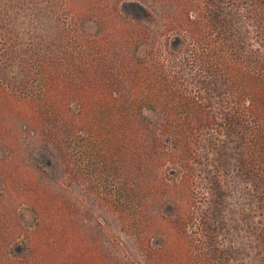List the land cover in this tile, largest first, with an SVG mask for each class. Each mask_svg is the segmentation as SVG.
<instances>
[{
	"label": "trees",
	"instance_id": "trees-1",
	"mask_svg": "<svg viewBox=\"0 0 264 264\" xmlns=\"http://www.w3.org/2000/svg\"><path fill=\"white\" fill-rule=\"evenodd\" d=\"M130 1L0 0V264H116L82 233L80 210L67 191L74 184L116 214L152 264H222L209 245L220 230L201 218L215 222L225 212L236 245L228 252L241 254L242 264H264V213L256 221L225 206L220 191L221 163L231 162L237 179L260 181L264 211V0H240L257 4L247 18L261 28L262 53L245 45L244 53L233 52L190 0H149L173 6L163 17V49L181 36L186 48L178 55L193 56L217 75L218 102L230 113L225 128L237 149L219 150L215 184L206 179L205 209L193 147L203 129L219 125L217 117L210 99L181 80L175 55L159 58L161 44L148 27L121 15ZM85 22L103 27L86 33ZM241 22L234 14L215 27L225 34V26ZM142 40L150 43L147 59L132 55ZM26 140L52 155L61 170L55 184L42 181L25 156ZM23 205L34 216L27 229L16 223Z\"/></svg>",
	"mask_w": 264,
	"mask_h": 264
},
{
	"label": "rangeland",
	"instance_id": "rangeland-1",
	"mask_svg": "<svg viewBox=\"0 0 264 264\" xmlns=\"http://www.w3.org/2000/svg\"><path fill=\"white\" fill-rule=\"evenodd\" d=\"M123 1V0H110L112 4ZM195 6H198L202 9V13L205 14V23L208 25V30L213 33V35L218 36L219 41L227 43L228 46L233 52L238 51L240 53H244L245 51L239 50V47L245 45V49H249L251 51L259 52L261 48L259 47L261 44V40L258 38L260 34L261 28L258 26L257 22L253 19H248V10L257 6L254 1L251 2H241L240 0H190ZM131 7H125L121 12L123 17L128 15L131 22H140L145 27H148V32L151 35L150 37L153 40L159 41L161 44V59H165L169 57L170 53L175 55L176 59V72L182 74V81L186 82V85H189V88L193 90L195 93H200L202 99H210L205 100L206 103L211 104V110L215 113L217 117L218 126H214L212 128L203 129L198 144L193 147V153L195 156L194 166L195 173L197 174L196 181L199 182V190L200 197L202 198V208L205 209L206 205L203 204V197L206 192V188L208 184H210L206 179H210V182H214L215 179L213 176L215 175L216 169L220 166L215 158L218 157L219 150H225L226 152L233 153L237 148H235V135H229V132L226 131L228 116L230 113L225 108L226 103L223 104L218 102L219 95L218 92L215 91L214 85H220L217 83V75L213 77L211 73L206 69L202 68L193 56L186 55L180 57L184 52L185 48L184 44H182V37L175 38L174 43L170 44L169 49H163L162 40L164 38L161 37L160 31H162V23L163 17L167 11L173 9V6H167L160 2H151L149 0H133L129 3ZM167 4V3H165ZM135 7V9L133 8ZM136 7L138 8L136 9ZM141 10V11H140ZM118 11H120V6ZM143 12V13H142ZM144 14V15H143ZM237 15V19L242 20L238 28L230 27L226 28L225 26V34L223 27H215V23L222 21L227 22V20L231 19V15ZM115 16L113 15L112 18ZM120 21V20H119ZM143 21V22H141ZM118 21L115 19L113 22V26L116 25ZM129 22V21H128ZM112 25V23H111ZM93 26V27H92ZM103 26L97 27L95 24L84 23L83 30L86 33L96 31H100ZM112 29V26L111 28ZM235 31V32H234ZM234 32L230 34L228 38L227 33ZM155 35V37H153ZM237 37H241L237 39ZM172 39V36L170 40ZM226 39V40H225ZM177 40V41H176ZM164 42V41H163ZM149 40L140 41V51H133V56H138L140 59H147L150 51V43ZM181 51L182 54L178 55V52ZM136 52V53H135ZM135 53V54H134ZM259 53H262L259 52ZM242 55V54H239ZM258 55V54H257ZM137 58V57H136ZM259 59V58H258ZM189 61V62H187ZM174 64V65H175ZM146 117L148 119H154L155 115L151 112H146ZM17 134L19 131L16 129ZM232 139L235 141L233 142ZM25 146H29L25 152V156H27L31 163L35 164L37 168V172L39 173L42 181L48 184H55L59 180V176L61 174L60 168L55 165V161L52 158V155L49 152L43 151L41 149L36 148L34 145H30V141H24ZM217 153V155H216ZM215 154V155H212ZM5 156L4 150L0 149V160ZM231 162H222L221 167H224L222 173V186L220 191L225 196V206H230L231 208H235L238 211H243L247 214H251L255 216L256 221L258 220V216L263 214L264 211L259 210L258 208V199L257 196L261 193L262 187L260 185V181L255 179H237V174L235 173V164H230ZM240 180V182H239ZM225 181V182H224ZM67 184V183H66ZM239 185L241 189V199L238 201V197L240 196L239 189L235 186ZM55 186V185H54ZM70 200L72 204H74L80 210V218L83 221L82 224V233L86 239L92 241L95 240L99 245L104 248L109 254L115 257L116 264H152L148 259L144 257V254L141 252L139 247H137L136 241L127 234L121 227L116 214L113 213L108 207L101 204L95 197H93L90 193H87L84 188L80 185L74 184L73 186L68 188ZM0 191H2V184L0 182ZM215 191L216 188H215ZM237 193V194H235ZM238 201V202H237ZM11 208L18 207V203L14 201H10ZM221 210V208H220ZM18 211L21 214V218H15L17 221L18 228L27 229L34 222V216L30 213L29 208L26 205L22 207L19 206ZM230 211L227 210V212ZM215 215V214H213ZM230 218L229 214L224 213V215L219 216L217 220L214 222L215 217L209 219L206 223H203V219L201 218V224H204L206 227L218 228L220 230L221 235L219 236V241L210 242L209 245L213 247L215 258L219 260V263L226 264H239L243 263L244 257H236L235 254H230V243L231 245H235L233 241H229L231 236L228 234L227 229H230L231 223H228V219ZM257 223V222H256ZM258 225V224H257ZM17 229V227H15ZM244 235V232L240 233ZM249 237V234H248ZM228 240V241H227ZM22 241V237L20 240ZM233 242V244H232ZM253 241H245V243L250 244ZM155 244V243H154ZM245 244V245H247ZM233 246V247H234ZM230 257H229V255Z\"/></svg>",
	"mask_w": 264,
	"mask_h": 264
}]
</instances>
